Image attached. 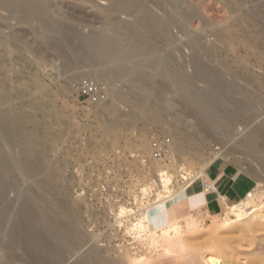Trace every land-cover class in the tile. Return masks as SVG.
I'll return each instance as SVG.
<instances>
[{
	"label": "rangeland",
	"instance_id": "obj_1",
	"mask_svg": "<svg viewBox=\"0 0 264 264\" xmlns=\"http://www.w3.org/2000/svg\"><path fill=\"white\" fill-rule=\"evenodd\" d=\"M42 1L44 2V0ZM45 1L47 3L49 0ZM50 1H52V4H54L49 5V3H47L46 9L48 17H50L51 20L53 19L52 21L54 22V25L56 24V34L54 33V36L56 37V40H58L56 41L57 45L54 47L50 46L49 42H47L48 39L50 40V38L53 37L52 32L44 26H37V21H34V19H32L33 14H26L27 16H25V13H23L24 15L22 14V16H24V18L22 19V21L20 18H12L11 15H9L13 11L11 12L3 9L4 11L2 10L3 12H1L0 10V24L2 23L0 25V63L5 64H0V100L4 98V102L0 104V108L4 106L11 107L10 104L7 105L5 103L7 101V103L10 102L15 106L14 108V106L12 105L15 115L24 114L25 116L28 111L29 114L26 115L25 120H21L19 118L17 120H14L10 123V128L13 130H22L21 134H23L22 136L24 137L28 135L35 137V145L37 147L36 156L37 159H39L37 160V162L43 161L45 165V167H42L43 169L39 170L38 174L35 177H28V179L23 178V181H25L24 183L22 180H18V183L16 182V189L14 188L13 190L14 195L12 194V196L6 197L7 200H5V206H0V212H3V208L6 211L5 213L8 214L7 217H5L3 220H0V225L4 224L7 226L8 223H10L11 218L13 221L17 217L22 218V213H20L22 212V207H20L22 202H26V204L30 202L28 204H31V206L33 203H35L38 205L33 204L35 206L30 209L29 215L31 217L32 215H40L43 212H46L47 214L48 212L47 218L52 220H59V228L63 232L64 230L69 231L76 240V246L73 247V251L66 252L64 260L60 261L57 259L56 250L61 248L63 249L64 247L68 246L66 245L69 241L68 238L65 237L64 239H62L60 244L56 245L52 243L49 237L45 238V240H43V242H45L43 249L46 252H44L42 248H38L37 251L40 249L38 252L41 253V255L52 264H77L79 260L84 261L83 264H94L91 257L89 256V254L93 255V252V256L98 257L99 264H147L146 262L134 263V261L132 260L134 256L140 258L153 251V248H151V245L149 246V243L148 245H146V242H148L146 241L148 239V233H143L146 231H141V229L143 230V228H140L141 226L139 220L143 219L141 220V222H143L144 224L147 223L148 225V219L144 216H146V213H148L150 210H154L155 203L166 199L167 195V199H170V196H172V194L173 196H180L182 200L187 201V206L190 210L193 211V214H198V216L200 217V233L202 232V234H195L193 232L190 233L191 235H188L190 237L196 235L198 237L196 240L197 242H202L207 238V235H205V233H207L209 227H211L214 223H221L224 220V218L226 217V211H224V209L222 213L213 215H210L209 213L206 214L203 208H198L201 205L200 196H198L200 195L199 192H187V186L189 183L198 181L199 179H201L202 175L207 174L211 170L215 169L213 163L219 160L221 161L222 158L226 159V161L229 160L235 162L240 167L241 171L245 174L247 184H250V191L254 193V202L258 203V206L261 208V210H263L264 213V168H260L262 167L260 164V166H254V163L247 159L246 162L247 164H249L243 165L238 161L237 155H232V153L230 152H225L224 157H216V152L218 150H215L214 148H216V145L218 143L213 137L208 136L207 134L202 135L198 133V135H196L195 133L196 136L192 134V129L190 128V126H194L193 124H195L194 122H196L197 119L194 116H184V106L182 103V99L179 96V89V94L177 92L178 87L176 86V84H173L174 86L171 85L173 86V88L171 87L172 91L174 90L172 92L169 86H167L168 88H163V91H161V89H159V91L154 88L155 84H147L145 85V88L140 90L135 89V86L133 85L131 87L127 83H121L120 81H118L117 83V81H114L113 83H115V86L117 87L116 89H118L117 91L119 92L121 90L118 95L120 94L121 96H119L124 98L122 101L115 100L110 104V108L108 107L109 105L105 107L102 106L100 102L94 103L90 98L82 97L78 93L77 84L81 80L77 79V75H73L79 71L81 72L83 70L84 72L86 70L85 72L88 76L93 75L90 77L95 80H99L101 77H97L98 74L95 70L96 63H104L103 59L101 58V56H99V54L97 55L96 51L95 56H91L92 54H86V52L92 53L93 51H91L92 49L89 45H85L84 38L86 37V35L88 36V33L90 34L91 32H99L101 31V29L106 27H108V32H116L122 34L127 29H129L130 32H133L134 27H132V23L137 19L135 17L136 14H120V12L116 11V9L114 8L115 5L113 4V1L115 2V4L117 3V5L126 6L125 2L128 1L130 2L126 4L133 3L137 5V0H121V4L117 2L119 0ZM147 1L148 0H146V2ZM186 1L188 5L190 4L191 7L198 8L199 11V15L196 16L191 23H188L189 30L187 29V38L190 35L191 39L194 36L199 35L200 33V38L198 37L197 39L198 42H201L203 44H205L206 42L208 44H212L213 42H215L216 36H221L223 38L227 37L228 39H231L232 37L229 36L228 33L238 32L239 36L236 38H232L234 44L233 49H227L228 47L226 46H223L224 48H222L221 46H218V48L216 46L215 48H213L210 54L208 53L209 55L207 54V52L204 53V51L200 50L199 48H196V53H187L183 50V47H181V44H183L184 41L186 42V39L177 42L175 40L166 44L167 42L162 40V38L159 39V35H157L159 33V29L155 28V30L158 31L152 29L157 33L156 34L155 32H152V27L149 29L146 28V31L148 29L147 32L143 28L142 30H140L142 31L140 32V34L145 37H140L139 35V39L137 36H135V39H125L126 41L124 40L125 42H123V44L129 42L132 44L134 43V40L137 39V42L135 41V43L137 44H141V41H143L145 42L144 46L152 45V48H155L154 55H166L168 51H171L168 53L169 55L167 54L166 56L170 57L173 62L174 60H177L175 61L177 73L181 74L190 72L194 75H205V77H203L204 81H196L197 85L201 87L203 82L210 79L211 76V79L215 77H222V79L227 80L236 73V75L238 74L241 78L239 80L241 84L239 83V81L237 83L239 89H242V86L244 84V86L246 85V87H249V90L251 92H253L252 90H254L257 94L259 93L258 100L250 98L248 102L252 104V106H260L262 102H264V28L262 26H254L252 28L253 36H251V39L247 41V44H245L243 41H241L244 39L247 40L245 35H242V29L246 28L245 26H247V23L240 22V25H234L232 23L235 18V13H233L231 11V8L227 6L228 4L225 3V0ZM150 2L151 1L147 2V5L150 6H147L146 8L138 3L139 7L141 8L139 9L140 14H142V11H144V13L147 15L150 14V16H147L143 13L141 15V18L143 16V18L145 17V19H148V17L150 18L152 16L149 8L152 7L150 8L152 10L157 5L155 6V3L152 2V4L154 5L153 7ZM240 2L241 4L246 5L245 7H248L247 9L240 4L239 6H243L241 8V12L248 13L250 7L247 0L238 1L237 3L239 4ZM111 6L114 9L110 8ZM5 11L6 13H4ZM118 13L120 14L119 16ZM108 15L110 17H108ZM121 15L122 17H120ZM119 18H121L122 20H120ZM151 18L149 20L150 24L154 22L153 18L151 21ZM113 19H115V21ZM19 20H21L22 23ZM4 22L6 24V27L4 26ZM116 22H118V24ZM127 22L128 25L131 26V30L130 26L127 27ZM120 24L122 26H120ZM112 25H115L114 28ZM36 26L40 30H37ZM223 26L224 29L227 30H222ZM30 27L32 29H30ZM41 30H43L44 32H42ZM150 31L153 34H150ZM57 32H59L58 34L60 36L57 34ZM145 33L147 35H144ZM145 38L149 40L147 41ZM7 41H9V43ZM143 42L141 45H143ZM57 47H59L60 50L62 47L63 53H61ZM80 47L83 49H81ZM175 47V50H180V53L176 52L175 50L172 51ZM77 48H79L78 50L80 51H78ZM165 48H168L169 50L167 49V51ZM9 49H11L10 52ZM65 50L67 52H65ZM156 51L159 53H157ZM200 52L203 56L200 54ZM175 54L177 55L175 56ZM180 54H183L181 56L182 58L179 57ZM213 54H215V57ZM88 55L90 56V58ZM67 57H70L72 59L74 58L75 61L81 63L84 67L82 68L81 64H78L79 71H75L76 73L73 72L74 69L69 70L68 67H66ZM84 57H86L85 60ZM207 57L214 60H209ZM88 59L92 60V62L90 60L88 61ZM196 59L198 60L197 62L195 61ZM200 60L201 62H199ZM190 61L192 64L190 63ZM93 62H95V64ZM182 62H184L185 65ZM213 62H215V64L218 62V64L215 66ZM208 64L211 66L214 65L215 68L213 66L211 68V66H208ZM189 65L191 68H193L192 70H188L190 68ZM204 65L205 67H202ZM218 67L220 68V70H217ZM12 68H14L13 71H11ZM182 68L183 70L181 71ZM221 71L223 72L222 75L220 73ZM147 73H152V75H148ZM126 77L127 76L125 75V78ZM156 77L158 78L156 79ZM206 77L210 78L207 79ZM75 78L78 81L75 80ZM153 78H155V80H157L158 82L165 81V77L163 76L162 78L159 71H147L145 73L144 79H147L146 81L151 82L154 80ZM99 82L102 83L104 81H101L100 79ZM106 82L105 84L109 83ZM122 84H125V86H122ZM152 85H154V87ZM148 86H150L151 88ZM123 87L125 88V91H123ZM152 88L154 90L156 89L157 91H154ZM169 89L171 91H169L170 93H168L167 91ZM241 89L240 91L242 92ZM148 91H150L151 94ZM238 96L241 95L238 94ZM128 97L130 98L128 99ZM209 99L210 97L207 100ZM129 101L132 103H130ZM135 101H137L138 103H136ZM252 101L254 104L252 103ZM133 103L134 106L135 103L136 105H138L139 103L141 105L143 103V105L141 106H147L146 108L148 110L150 109L151 111L150 114L149 112L147 114L149 115V117L147 115H143V117H140L139 119H136V117L134 118L131 113L133 112L132 110L135 109V107L132 105ZM129 105H131V109ZM263 112L264 110H262L261 112L262 116H258V120L260 121L264 119ZM223 113L224 112H222V114ZM182 114L183 116L180 117L179 115ZM238 115H240V117ZM238 115V122L235 123V126L233 128H236L237 126H239L237 124L244 123V121L247 120V116H243L241 114ZM193 117L196 121H194ZM260 121H256L253 124L245 121V125H248L247 129H250L249 127L253 128L257 126L264 127L262 124H259ZM246 122L248 124H246ZM187 123H190V125ZM237 128L239 129V127ZM241 133H243L242 130H238L236 132V137H239L241 139ZM175 134L180 135L178 136V140L181 139L180 141L185 145V147H188L189 152L186 154H181L180 151L178 152L175 149V151H171L170 158L166 160L154 159L150 155V142L153 139L163 138H169L170 142H172ZM183 135H185V137H183ZM197 137H199L201 141H204L201 150H199V148H195L197 144L194 143L193 140ZM258 138L261 140L263 145L264 135H259ZM237 141H239V139L235 140L233 144L237 143ZM196 149H198L199 151ZM210 157H213V159L207 162V158ZM161 166H163L167 171L164 176L166 177V174L168 173L167 177L171 178V183L169 184V187L171 188L170 191L163 188V190L160 189V185L162 184V182L161 176L159 175L157 169ZM248 167H250V171L247 174L244 171H248ZM48 173H52L55 176L54 182L57 192H54L55 194L52 193L51 195L48 192L47 195L46 192H42L43 195H41H46V197L35 199V196L32 195V192H30L31 189L29 191V188L35 186L33 182L35 183L37 180L41 181L45 179ZM158 176H160V178ZM203 178L204 182H206L205 180L208 178V176H205ZM203 185H205L206 187L205 183H203ZM27 186L30 187L28 188ZM19 190L21 191L19 192ZM27 193H29V195ZM24 195L28 196H26L25 198ZM49 195L50 197L47 198ZM9 198H11L10 207H8ZM52 198L53 200L51 201ZM27 200L30 201L27 202ZM182 205V208L185 209L184 204ZM36 206L38 209L36 208ZM68 207L70 208L69 215H67ZM122 208H126V211L124 213H122ZM6 209H8L9 213ZM181 214V223L183 222L182 224H184L186 221L185 216L187 217L189 213L181 212ZM65 219L67 220V222ZM21 220L23 219H19L20 222H22ZM213 220H216V222H214ZM34 226H37L36 228H34L35 236H38L40 238L46 237V234H43V232H45L46 230L44 229L42 224L38 223ZM137 228L139 229V231ZM147 229L148 228H145L144 230ZM235 230L232 231V233L228 234L231 238H229V236L227 235L228 238L231 239L230 242L232 241L231 244H233L235 249H237H234L235 251H233L234 253H237V257L230 264H264V221H262V225H258L255 229L250 231L239 229H237L236 231ZM197 231H199V228L197 229ZM7 232V230L6 232L4 230V232L0 235L1 239L2 236ZM18 232L19 237V234L21 232L20 230ZM14 233L16 232H12V238L17 237V234ZM221 235L222 234H220V236ZM21 237L20 241H18L19 239L16 240L17 243L14 238L12 239L14 240L13 243L12 240L9 241V239L7 238L4 239L6 241L8 240L7 242L2 239L4 241L3 242L0 239L2 241H0V256L2 257H0V262L4 264H11V262L12 264H39L37 262L38 260L33 261L29 256V249L31 247L30 242H25L27 241L26 238L23 239L24 236L22 238ZM22 239L25 241H23ZM9 242L12 245H10ZM21 244L24 245L22 246ZM49 248L50 250H48ZM68 248L69 247H66L65 251H67ZM47 253H49L51 256ZM5 256L6 259H3L5 258ZM48 257H50L51 259ZM17 258H19V261L17 260ZM223 258H225V255L223 256ZM9 260L10 262H8ZM14 260L15 262H13ZM153 263L155 264L156 262ZM159 264L166 263L160 261Z\"/></svg>",
	"mask_w": 264,
	"mask_h": 264
},
{
	"label": "bare ground",
	"instance_id": "obj_2",
	"mask_svg": "<svg viewBox=\"0 0 264 264\" xmlns=\"http://www.w3.org/2000/svg\"><path fill=\"white\" fill-rule=\"evenodd\" d=\"M120 1L121 0H119L117 2H119L121 4ZM149 1H151L150 3L153 7H154V5L155 6L157 5L152 10L150 9L152 7H150V8L148 7L149 10L151 11L150 12L152 15L151 17L154 20V22L151 24L149 22L151 17L150 18L148 17V19L147 18L145 19V17L143 18V16H142V18H141V15L144 13V11H142V14L139 13V9H141V8L139 7V4H138V3H140V5H142L146 8L147 6H150V5H147L148 4L147 2H149ZM238 1H242V0H238ZM238 1H236V0H225V3H227L228 5L227 4L226 5L231 8V11L233 13H235V18L232 22L234 25H240L239 24L240 22L247 23L246 24L247 26H245L246 28L242 29V35L244 34L245 37L247 38V40H245V39L241 40L240 39L245 44H247V41L251 39V36H253L252 28L254 26H260V27L262 26L264 28V0H247L249 7H250L248 13H242L241 12L242 11L241 8L243 6L245 7L246 5L241 4V2L238 4L237 3ZM128 2H130V1H128ZM128 2H125L126 6H124V5H117V3L115 4V2L113 1V4L115 5V6L114 5L113 6L116 9V11L120 12V14H132V13H134V15L136 14V16H135L137 18L136 21L132 20L133 23L135 22L134 24L132 23V25H133L132 27H134L133 32H130L129 29H127L123 33L121 32L122 34H120V33H116V32H108V30H107L105 32L99 31V32H91L90 34L88 33V36L86 35V37L84 38L85 39V45L86 44L89 45L90 48L92 49L91 51L94 52V53L93 52L92 53L86 52V54H90V55L92 54L91 56H95V54L97 52V55L99 54V56H101V58L104 61V63L99 62V64L96 61L97 63H96V69L95 70L97 71V74H98L97 77H101L100 78L101 81H104L102 83H105L106 81H108L109 83L108 82H106V83L110 84L109 85L110 90L107 93V97L105 99L99 101L100 104L102 106H105V107L107 105H109L108 107L110 108V104L113 103L115 100H121V101L123 100L124 97L122 98V97H120L121 96L120 94H119L120 96L118 95V93H120L121 90L119 92L117 91L118 89H116L117 87L115 86V83H113L114 81H117V83H118V81H120L121 83H127L131 87L133 85V86H135V89H140V90L145 88V85H147V84H150V85L155 84V87H154V85H152V86L154 88H156L157 90L161 89V91H163L162 90L163 88L164 89L168 88L167 86H169L170 88L171 87L173 88V86H174L173 84H176V86L178 87L177 92L179 89L180 94H179V92H178V94L181 97L182 103L184 106V110H183V112L185 113L184 116L185 117L186 116H194L197 119V121H196L195 118L193 117L194 121H196V122H194L195 123V124H193L194 126H192V127L190 126V128L192 129V134L195 135V133H196V135H198V133H200L202 135L207 134L208 136L213 137L215 139V141H217V143H218L216 145V148H214L215 150L219 151V152L218 151L216 152V157L217 156L224 157L225 152H230V153H232V155L236 154L238 157L237 158L238 161L243 165L247 164V162H246V159H247V160L253 162L254 164L253 163L252 164L254 166H260L261 165L262 167H260V168H264V144L262 145L261 140L258 138L259 135H264V127H258L257 126V127H253V128L249 127L250 129H247L248 125H245V121L250 122L252 124L256 121L257 122L260 121V120H258L259 119L258 116L261 115L262 110H264V102H262V104L260 106H256V105L252 106V104H250L248 102V100L250 98L251 99L254 98L255 100H258L259 99L258 98L259 93L257 94L254 90H252L253 92H251L249 90V87H246V85L244 86V84H243V86L241 85L242 86V89L240 88L242 90V92H241L240 89L238 88V85H237L238 81L241 79L238 74L236 75V73H235L234 75H232L231 78L229 77L230 79H227V80L222 79V77L221 78L215 77V78H213L214 80L211 79L212 76H211V78L206 77L207 79L208 78H210V79H208L207 81L205 80V82H207V83L203 82L202 87H201V86L197 85L196 81H199V80L204 81L203 77H205V75L204 76L194 75V74H191L190 72L189 73H181V74L177 73L176 72V63H175V61H177V60H174V62H173V60H171L170 57L166 56L169 52H171V51H168L169 50L168 48H167L168 50L165 48L168 51V52L166 51L167 52L166 55H164V54H155L154 55V51H155L154 49L155 48H152V45L144 46L145 42H143V41H141V44L143 42V45L135 43V41L137 39L134 40V43H132V44L130 42L123 44V42H125L128 39H133V38L135 39V36L138 37L140 35V37H145V36H142L140 34V32H142L140 30H142V28L145 30L146 28L149 29L152 27L151 30L152 29L155 30V28L159 29L158 34L155 32L158 30H155V31L152 30V32L153 33L155 32L157 35H159V39L162 38V40L166 41L167 42L166 44H168V42H172L175 40L177 42V41H183V39H186V42L184 41V43L181 44V47H183V50L186 51L187 53H189V52L190 53L191 52L196 53V51H195L196 48L197 49L199 48L200 50H203L204 53L207 52V54L208 53L210 54V52L216 46L217 47L221 46L222 48H224L223 46H226V47H228L227 49H229V48L233 49L234 44H233L232 38L238 37L239 33L238 32L237 33L229 32L228 35L232 37L231 39L230 38L228 39L227 37L223 38L221 36H216L215 42H213L212 44H208L207 42H206L207 44L206 43L203 44V43L197 41L198 37L200 36V33H199V35L194 36V37H193V34H194L193 33L192 34L193 38L190 39V35L188 37L189 39L187 38L188 23H191L192 20L196 16L199 15V11H198V8L195 7L196 8L195 9V8L191 7L190 4L188 5L186 0H148L147 2H146V0H137L136 1V3L138 2L137 5L133 4L132 1H131L132 4H126ZM152 2L155 4L153 5ZM47 3H49V5L54 4V3L52 4V1H50V0ZM47 3L45 0H44V2L42 0H0V10H1V12H3L4 10L11 11V12L13 11L12 13L10 12L11 14H9V15H11L12 18H17V19L20 18L21 20L24 18V16H22L23 13H25V16H27L28 14H33V17L32 16L31 17H32V19H34V21L35 20L37 21L36 22L37 26H44V27L48 28L49 31L52 32L53 37L50 38L48 36L50 38V40L48 39L49 41L47 40V42H49L50 46L54 47L57 45L56 41L58 40V39L56 40V37L54 36L56 34L55 33L56 32V30H55L56 24L54 25V22L52 21L53 19L51 20L50 17H48V13H47V9H46ZM240 4L243 6H239ZM110 8H113V7L111 6ZM245 8L248 9V7H245ZM107 9H108V7H107ZM116 11H115V13H116ZM4 13H6V11ZM120 14L118 13V16ZM145 15H147V14H145ZM148 15L150 16V14H148ZM125 16H127V15H125ZM108 17H110V16L108 15ZM120 17H122V15ZM152 18H151V21H152ZM119 19L122 20L121 18H119ZM21 20H19V21H21ZM104 20H106V19H104ZM113 20L115 21V19H113ZM120 20H119V22H120ZM22 21H21V23H22ZM10 22H13V21H10ZM17 22H18V20H17ZM28 22H29V20H28ZM24 23H25V21H24ZM116 23L118 24V22H116ZM121 23H122V21H121ZM112 24H114V23H112ZM241 24H243V23H241ZM5 25L6 24L4 22V26ZM34 26H35V24H34ZM114 26H113V28H114ZM120 26H122V25L120 24ZM128 26H130V25H128V22H127V27ZM31 27H30V29H32ZM148 29H147V31H148ZM223 29H224V26H223L222 30ZM37 30H40V29H38V27H37ZM130 30H131V26H130ZM224 30H227V29H224ZM41 31L44 32L43 30H41ZM217 31H219V30H217ZM152 32L150 31V34H153ZM58 33L59 32H57V34ZM37 34H39V33H37ZM216 34H217V32H216ZM49 35H50V32H49ZM144 35H147V34L145 33ZM157 35H155V36H157ZM195 35H196V33H195ZM214 35H215V33H214ZM57 38H58V36H57ZM23 39H24V37H23ZM138 39H139V37H138ZM156 41H158V40H156ZM7 42L9 43V41H7ZM139 43H140V41H139ZM179 43H181V42H179ZM20 44H22V43H20ZM58 46H59V44H58ZM179 47H180V44H179ZM57 48L59 49V47H57ZM78 49L79 48H77V50ZM81 49H83V48H81ZM171 49H173V48H171ZM175 49H176V47L172 51H174ZM10 50L11 49H9V52H10ZM59 51L61 53H63L62 47H61V50L59 49ZM78 51H80V50H78ZM179 51L177 50L176 52H179ZM65 52H67V51L65 50ZM89 52H90V50H89ZM82 53H84V52H82ZM157 53H159V52H157ZM197 54H199V53H197ZM200 54L202 55L201 52H200ZM176 55L177 54H175V56ZM182 55L180 54L179 57H181ZM194 55H196V54H194ZM213 55L215 57V54H213ZM197 57H199V56H197ZM89 58H90V56H89ZM173 58H175V57H173ZM177 58H178V56H177ZM207 58L209 59V57H207ZM207 58H206V60H207ZM85 59H86V57H84V60ZM193 59H195V58H193ZM66 60H67L66 61L67 66L66 67H68L69 70L74 69L73 72L79 71L78 70V68H79L78 64H81V63L75 61L74 58L72 59L70 57L69 58L67 57ZM84 60H82V61H84ZM89 60L90 59H88V61ZM202 60H203V58H202ZM209 60H214V59L210 58ZM90 61L92 62V60H90ZM100 61H101V59H100ZM178 61H179V59H178ZM195 61L197 62L198 60L196 59ZM185 62H186V60H185ZM199 62H201V60ZM215 62H213V63L216 66L218 64V62L216 64H215ZM8 63H9V61H8ZM93 63L95 64V62H93ZM182 63H184V62H182ZM190 63H191V61H190ZM208 63H209V61H208ZM211 63H212V61H211ZM178 64H179V62H178ZM197 64H199V63H197ZM1 65H5V64H1ZM184 65H185V63H184ZM214 65H212V66L214 67ZM81 66H82V68L84 67L82 64H81ZM208 66H211V65L208 64ZM212 66H211V68H212ZM179 67H180V65H179ZM189 67H190V65H189ZM202 67H205V65ZM13 69L14 68H12L11 71H13ZM190 69L192 70L193 68L190 67L188 70H190ZM152 70L153 71H159L162 78H163V76L165 77L164 78L165 81L158 82L157 80H155V78H153L154 80L151 82L146 81L147 79L146 80L144 79L145 73L147 71L153 72ZM182 70H183V68L181 69V71ZM217 70H220V68L218 67ZM197 71H199V70H197ZM79 72H77V73L75 72L76 74L73 75V76L77 75L78 80H82L84 78H91L90 76H93V75L88 76L86 74V72L85 73L83 72V70L80 73ZM78 73H79V75H78ZM220 73L222 75L223 72L221 71ZM229 74H231V73H229ZM109 75H110V77H109ZM125 75L127 76L126 78H125ZM148 75H152V73L151 74L149 73ZM151 77H153V76H151ZM71 78H72V76H71ZM157 78L158 77H156V79ZM77 79L75 78V80H77ZM100 79L99 80L97 79V80L100 81ZM73 81H74V78H73ZM201 81H200V83H201ZM239 83H240V81H239ZM68 85H70V84H68ZM123 85L125 86V84H122V86ZM171 85H173V86H171ZM194 86H197V87H194ZM148 87H150V86H148ZM172 88H171V91H172ZM156 89L155 90L153 89V90L157 91ZM153 90H152V92H153ZM123 91H125V88ZM167 91H168V93L171 92L170 89ZM148 92L150 93V91H148ZM139 93H140V91H139ZM149 93H147V94H149ZM238 94H240L241 96H238ZM176 96H177V93H176ZM209 97H210V99L207 100ZM129 98L130 97H128V99ZM3 99L0 100V104H2V102H4ZM131 100H132V97H131ZM10 101H11V99H10ZM135 102L138 103L137 101H135ZM5 103L7 105L10 104L11 107H5L4 106V107L0 108V206L1 207L5 206V200H7L6 197L12 196L13 190L16 187V182L18 180L23 181V178L28 179V177H30V178L35 177L38 174L39 170L43 169L42 168L43 166L45 167L43 161L37 162V160H39V159H37V156H36L37 147L35 145L36 144L35 137L30 136V135L24 137V136H22L23 134H21L22 130H20V129L19 130H17V129L13 130L10 128V123L13 122L14 120H17L18 118L21 120H25L26 115L29 114L28 111H27V114L25 116H24V114L15 115V113H14L15 106L13 104H11L10 102L7 103V101ZM130 103H132V102H130ZM136 103H135V106H134V103L132 104L135 107V109L132 110L133 112H131L132 115L134 116V118L136 117V119H139L140 117H143V115L144 116L147 115L148 112L150 114L151 111H150V109L148 110L146 108L147 106L146 107L141 106V105H143V103L141 105L139 103L138 105H140V106H138V105H136ZM252 103H253V101H252ZM12 105L14 106V108L12 107ZM114 106H116V105H114ZM129 106L131 109V105H129ZM32 107H34V106H32ZM113 108H115V107H113ZM21 110H22V108H21ZM24 111H26V110H24ZM222 112H224V113L222 114ZM129 113H130V110H129ZM183 114L179 115V116L181 117V116H183ZM238 114H241L243 116H247V120H245L244 123L237 124V125H239V126H237V127H239V129L237 127L233 128L235 126V123L238 122V119H237ZM147 116L149 117V115H147ZM238 116L240 117V115H238ZM136 122H137V120H136ZM247 122H246V124H248ZM187 124L190 125V123H187ZM259 124H262L264 126V119H262ZM240 129L243 132V133H241L242 137L240 135L241 139L239 137H236V132ZM178 136H180V135L175 134L173 141L170 143L172 152L175 151V149H176L178 152L180 151L181 154L188 153L189 152L188 147H185V145L180 141L181 139L178 140L179 139ZM183 137H185V135H183ZM237 139H239V141H237V143L233 144V142ZM193 141H194V143L197 144L196 146L194 144L195 148H199V150H201V147L203 146L204 141L203 140L201 141L199 139V137H197ZM196 150H198V149H196ZM212 159H213V157H210V158H207L206 161L209 162ZM223 159L224 158H222L221 160H223ZM224 160H226V159H224ZM249 168L250 167H248V169ZM157 170L159 172V175L161 176V182H162L161 185L159 184L160 189L163 188L165 190L170 191L171 188L169 187V184L171 183L170 182L171 178L167 177L168 173L166 174V177L164 176L167 171L164 169L163 166L159 167ZM249 171H250V169L248 171H244V172H246L248 174ZM211 173L212 172H210L209 174L207 173L208 175L204 174V175H202L201 179H199L198 181L189 183L187 186V188H188L187 192H189V193L199 192L200 195H198V196H202L204 194V192H206V187H205V185H203V183H205L203 177L208 176V178H209ZM160 176H158V177L160 178ZM54 180H55V176L52 173H48V175L45 177V179H43L41 181L37 180L38 182L35 180L36 181L35 183L32 181L33 184H35V186H36V187L33 186L35 188L30 187V186H29L30 188L28 186L27 187L29 188V191L31 189L30 192H32V195L35 196V197L33 196L35 199L36 198L41 199V198L46 197L47 192L50 193V195L54 192H57ZM24 182L25 181H23V183ZM157 182H158V180H157ZM258 184H261V183H258ZM22 186H20V187H22ZM23 190H25V189H23ZM146 190H148V189H146ZM250 190H251L250 184H248L246 190L243 192L242 199L239 200L238 202H229V201H226L225 199L223 200V209H224V211H226L225 212L226 217L224 218V220L221 223H214L211 227H209L207 233H205V235H207V238L202 242L196 241L198 238L196 235H194L192 237L188 236L190 233H193V232L195 234L196 233L202 234V232L200 233V227H201L200 222H201V220H200V217L198 216V214L197 215L193 214V211L190 210L189 207L187 206V201L182 200L180 198V196L179 197L173 196V194H172V196H170V199H167V197H168V195H167L166 199H163V200L155 203L154 210H150L148 213H146V216H144L148 219V223H149L148 225H147V223L144 224L143 222H141V220H143V219L139 220V223L141 226L140 228H143V230L141 229V231H146L143 233H148V237H147L148 239L146 240L148 242H146L147 243L146 245H148V243H149V246L151 245V248H153V251L154 250L155 251L154 252L151 251V253H148L146 256L144 255L143 257H140V258H137L134 256L135 258L133 257L132 260L134 261V263H139V262L145 263L146 262L147 264H149V263L154 264L153 262H156L159 264L160 261L165 262L166 264H230L237 257V253L233 252L237 249H235L233 244H231L232 241L230 242L231 239H229L231 237L228 234L232 233V231H234L235 229L236 230L237 229L248 230V231L253 230L256 228V226L262 225V221H264L263 210H261V208L258 206V203L254 202L255 201L254 200V198H255L254 193ZM20 191L21 190H19V192ZM15 192H17V191H15ZM42 192L43 193L46 192V195L42 196L43 195ZM27 194L29 195V193H27ZM28 195H26V196H28ZM30 195H31V193H30ZM50 195L47 198H49ZM169 195H171V194H169ZM26 196H25V198H26ZM158 196H160V195H158ZM21 197H23V196H21ZM54 198H55V196H54ZM10 200H11V198H9V202H8L9 206L8 207H10V204H11ZM52 200H53V198L51 199V201ZM25 201H26V199H25ZM28 201H30V200H27V202ZM51 201H50V203H51ZM28 203H30V202H28ZM28 203L27 204H26V202L21 203L20 207H22V212H20V213H22L21 214L22 218L17 217V218H15L14 221L11 218V221H10L11 224L7 222L8 223L7 226L4 224L0 225V235L4 232V230H5V232L7 230L8 231L7 233L10 234V235H8L7 233H5V235L2 236V239L4 240L7 238L10 241L14 238L15 241L17 239H19L18 241H20L21 240L20 237L24 236L23 239L26 238L27 241H25L23 239L22 240L25 242L29 241L31 244L30 245L31 247L29 249L30 258L33 261L38 260L37 262L39 264H52L50 261H47L41 255V253L38 252L40 249L38 251H37V249L38 248L43 249L44 243H45V242H43V240H45V238H47V237H49V239L52 241V243L54 245L60 244L62 239L67 237L69 240L68 241L69 244L68 243L66 244V245H68L66 247H69L68 250L65 251L66 247H64L63 249L62 248L58 249V250L55 249L57 251L56 252L57 259L60 261H63L66 252L71 251L73 249V247L76 246L75 238L71 235V233L69 231L64 230V232H63L59 228V224H60L59 220H52V219L47 218L48 212L46 214V212H43L44 210L42 211L43 212L42 214H40V215L36 214L35 216L32 215V217H31L29 215L30 209L32 207H34L35 205H38V204L33 203L35 205L32 204V206H31V204L29 205ZM182 204H184L185 209L182 208L183 207ZM6 206H7V203H6ZM49 207H48V209H49ZM69 207L67 208L68 209L67 215H69V212H70ZM36 208H37V206H36ZM2 210H3V212L2 211L0 212L1 213L0 214V220H3L5 217L8 216V214L5 213L6 212L5 209L2 208ZM6 210L8 211V209H6ZM125 211H126V208H122V213H124ZM181 212L189 213L187 215V217L185 216L186 221L184 224H182L183 222L181 223V220H182ZM8 213H9V211H8ZM143 215H145V214H143ZM233 217H235V218H233ZM201 218H203V217H201ZM8 219H10V218H8ZM19 219H23V220H21L23 223L20 222ZM213 221L216 222V220H213ZM5 222H6V220H5ZM66 222H67V220H66ZM38 223L42 224V226L46 230L45 231L46 233L43 232V234H46L45 235L46 237L40 238L38 236H35V234H34L35 229L34 228H36L37 226L35 227L34 225H36ZM136 225H135V227H136ZM138 226H139V224H138ZM145 228H148V229L144 230ZM198 228H199V231H197ZM139 229H138V231H139ZM19 230L21 233L19 234V237H18V233H19L18 231ZM13 231L16 232L14 234H17L16 238L11 237ZM201 231H202V229H201ZM40 234H42V233H40ZM141 234H142V232H141ZM220 234H222L223 236L222 235L220 236ZM227 235L229 236V238ZM77 238H78V236H77ZM0 239H1V237H0ZM14 240H12V243ZM4 241L7 242L8 240L7 241L4 240ZM1 242H0V244H1ZM16 243H17V241H16ZM9 244H10V242H9ZM10 245H12V244H10ZM149 246H148V249H149ZM5 247H7V246H5ZM50 248L48 250H50ZM42 249H41V251H42ZM43 251H44V249H43ZM44 252H46V251H44ZM47 254H49V253H47ZM52 254H53V252H52ZM93 255H94V252H93ZM93 255L89 254V256L92 259V262L94 264H99L98 257H96V256L94 257ZM224 255H225V258H223ZM8 256H12V255H8ZM48 258H50V257H48ZM3 259H6V256ZM18 259L19 258H17V260ZM8 262H10V260ZM13 262H15V260ZM78 263L83 264L84 261L79 260L77 262V264ZM0 264H4V263L0 262ZM11 264H12V262H11Z\"/></svg>",
	"mask_w": 264,
	"mask_h": 264
},
{
	"label": "crops",
	"instance_id": "obj_3",
	"mask_svg": "<svg viewBox=\"0 0 264 264\" xmlns=\"http://www.w3.org/2000/svg\"><path fill=\"white\" fill-rule=\"evenodd\" d=\"M213 165L215 169L210 171V177L205 180V184H211L213 190L206 188V192L200 196L201 205L198 207L210 215L222 213L224 199L229 202L241 200L248 185L245 174L235 162L221 160Z\"/></svg>",
	"mask_w": 264,
	"mask_h": 264
},
{
	"label": "built area",
	"instance_id": "obj_4",
	"mask_svg": "<svg viewBox=\"0 0 264 264\" xmlns=\"http://www.w3.org/2000/svg\"><path fill=\"white\" fill-rule=\"evenodd\" d=\"M109 84L101 83L93 78H84L77 84V91L82 97H88L92 102H99L107 97ZM170 139H153L150 142V155L156 160H166L171 156ZM207 190H212L211 184H206Z\"/></svg>",
	"mask_w": 264,
	"mask_h": 264
},
{
	"label": "water",
	"instance_id": "obj_5",
	"mask_svg": "<svg viewBox=\"0 0 264 264\" xmlns=\"http://www.w3.org/2000/svg\"><path fill=\"white\" fill-rule=\"evenodd\" d=\"M107 28H108V27L103 28V29H101V31H102V32H103V31L105 32V31H107ZM73 249H74V248H73ZM73 249H72L71 251H73Z\"/></svg>",
	"mask_w": 264,
	"mask_h": 264
}]
</instances>
